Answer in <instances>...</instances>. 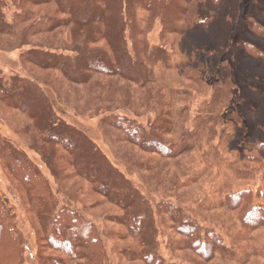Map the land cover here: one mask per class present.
I'll return each mask as SVG.
<instances>
[{
	"label": "trees",
	"instance_id": "trees-1",
	"mask_svg": "<svg viewBox=\"0 0 264 264\" xmlns=\"http://www.w3.org/2000/svg\"><path fill=\"white\" fill-rule=\"evenodd\" d=\"M243 2L244 0H0V38L15 36L21 25L36 19L37 14L26 10L27 6L49 5L57 13L40 17L21 34L20 45L28 49L21 55L23 68L29 64L42 70H50L80 86L91 84L99 76L128 81L137 90H144L159 80L156 77L157 66L164 70L173 67L175 43H166L163 39L161 45L151 47L148 41L147 36L151 34L156 22L160 23L163 37L184 36L193 28L201 32H215L218 50L229 51L227 42ZM11 8H14L13 11ZM246 23L248 31L264 41V27L259 24L258 18L249 14ZM61 28L78 31V39L70 49L72 54H61L67 51L64 48L45 47L41 44L36 46L29 41V37L56 33ZM168 48L172 50L169 52ZM230 49L233 52L242 49L257 62L258 67L264 66V47L259 48L240 40L232 43ZM177 66V70L184 68L180 64ZM231 72L230 65L223 63L211 84L213 100L207 106L205 102L197 112L192 136L184 131L175 134L177 119L181 114L174 105V99L179 97L177 92L180 90L167 84L159 93L160 108L149 129L114 112L106 116L102 124L120 131L124 141L155 154L166 162L191 155L193 151L190 148L201 149L203 139L198 137V133H208L210 142L217 143L216 146L211 143V165L220 168L223 158L229 154L228 149L233 140L227 130H234L235 123L226 125L221 134L215 137L217 124L214 121L218 117L220 121L223 118L219 115V105L225 101L223 95ZM181 77L187 79L185 75ZM40 82L27 74L24 77L15 74L6 76L0 71V105L27 114L33 128L37 130L36 140L39 144L63 149L65 154L58 159L61 164L56 162V157L46 156L53 174L60 175L66 168L74 167L78 177L91 183L93 193L111 198L119 205L121 203L125 211L121 222L126 230V234L121 235V240L129 239L133 246L125 247L120 252L121 263L123 260L129 263L138 261L142 264H167L156 251L154 234L157 227L148 200L143 199L140 209L135 206L139 194L133 191L132 183L124 179L85 134H72L67 122L55 112L54 101L47 98L49 96ZM55 97L61 104V97L58 94ZM231 115L236 116V110H232ZM169 137L171 138L167 139ZM239 144L238 163L235 167L228 168L231 181L241 187L258 178L260 187L255 191L250 187L240 188L236 192L229 190L223 203L234 213L235 222L248 238L250 232L264 229V130L248 134ZM0 164L9 169L19 184L20 191L24 194V198L19 195L23 207L39 217L40 222L41 215L46 210L51 214L55 213L59 202L56 201L57 194L49 179L1 133ZM55 177L60 183L58 177ZM96 184L100 185L98 190L95 188ZM125 188L128 195L122 193ZM160 206L161 213L171 220L174 230L183 238L181 244L191 257V264L236 259L233 250L214 229L202 228L195 219L181 217L172 204L164 202ZM10 215L11 210L7 209L0 193V264H21L23 251L19 236L11 225ZM55 216L49 231L45 228L40 239L45 247L50 246L55 254L64 255V258H49L43 260V264H110L102 235L94 223L69 208L59 210ZM166 224L167 221L164 220L163 225ZM255 254L264 259V245L255 250Z\"/></svg>",
	"mask_w": 264,
	"mask_h": 264
},
{
	"label": "rangeland",
	"instance_id": "rangeland-1",
	"mask_svg": "<svg viewBox=\"0 0 264 264\" xmlns=\"http://www.w3.org/2000/svg\"><path fill=\"white\" fill-rule=\"evenodd\" d=\"M27 7L26 10L36 13L37 17L21 25L15 36L0 38V71L6 76L15 74L24 77L27 74L39 79L44 92L49 96L47 98L54 101L55 112L67 122L72 134H85L124 179L132 183L133 191L139 194L135 206L140 209L143 199L148 200L157 227L154 234L156 251L164 261L167 264L192 263L181 244L183 238L176 233L171 220L161 213L160 204L167 202L178 209L181 217L195 219L202 228L214 229L236 256V259L217 260L209 264H264V259L255 254V250L264 245V229L250 232L247 238L245 231L235 222L234 213L223 203L229 190L236 192L240 188L250 187L255 191L260 187L258 178L238 187L236 182L231 181L228 168L235 167L238 163L237 153L241 140L252 132L264 130V66L258 67L257 62L242 49L234 53L230 46L235 41L244 40L256 47H264V41L253 36L246 23L250 14L258 18L259 24L264 27V0H244L227 42L229 51L218 50L215 32H201L193 28L184 36L163 37L160 23L156 22L151 34L147 36L148 41L151 47H157L163 41L170 44L174 42L175 54L172 55V60L175 67L164 70L157 66L156 77L159 80L144 90H137L128 81L99 76L91 84L80 86L50 70H42L29 64L23 68L21 55L28 49L20 45L22 32L40 17L57 13L49 5L30 4ZM77 39L78 31L73 28H61L56 33L29 37V41L36 46L41 44L67 50L61 54H72L70 49ZM171 50L168 48L169 52ZM223 63L230 65L232 75L223 95L225 101L219 105V115L223 118L220 121L218 117L214 121L217 124L215 137L221 134L226 125L233 122L235 125L232 124L234 130H227L233 140L228 149L229 154L223 158L220 168L211 165L212 146L217 143L210 142L208 133H198V137L203 139L201 149L190 148L193 151L191 155L166 162L159 156L124 141L120 131L102 124L106 116L118 113L117 115H124L149 129L160 108L159 93L167 84L180 90L177 92L179 97L174 99V105L181 114L177 119L175 134L184 131L192 136L197 112L205 102L207 106L213 100L211 84ZM177 64L184 68L177 70ZM181 75H185L187 79H183ZM57 94L62 99L61 104L55 99ZM232 110H236V116L231 115ZM0 133L40 168L49 179L57 194L56 201L59 202L55 213L51 214L46 210L41 215L40 222L39 217L22 206L19 199L24 198V194L20 191L19 184L9 169L0 164V193L7 209L11 210V225L19 236L23 251L21 264H43V260L49 258H64V255L55 254L50 246L45 247L40 239L46 229L49 231L55 214L64 208L77 211L96 225L102 235L110 264H142L123 260L121 263L120 252L125 247H133L129 239L121 240V235L126 234L121 222L125 212L121 203L119 205L111 198L93 193L91 183L78 177L74 167L66 168L60 175L53 174L46 156L56 157V162L60 163L58 159L65 153L60 147L53 148L37 142V130L33 128L27 114L0 105ZM99 186L96 184L95 188L98 190ZM122 193L129 194L127 188ZM164 220L167 221L166 225H163Z\"/></svg>",
	"mask_w": 264,
	"mask_h": 264
}]
</instances>
